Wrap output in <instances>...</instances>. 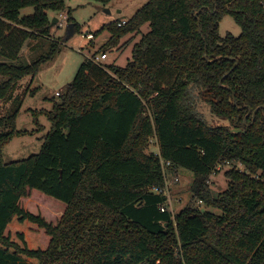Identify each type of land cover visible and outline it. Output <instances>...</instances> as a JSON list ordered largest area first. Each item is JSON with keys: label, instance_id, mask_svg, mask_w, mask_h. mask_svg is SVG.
Returning a JSON list of instances; mask_svg holds the SVG:
<instances>
[{"label": "trees", "instance_id": "trees-1", "mask_svg": "<svg viewBox=\"0 0 264 264\" xmlns=\"http://www.w3.org/2000/svg\"><path fill=\"white\" fill-rule=\"evenodd\" d=\"M48 12L78 31L66 0H0V56L14 61L27 40L49 37ZM226 16L238 36H220ZM145 25L125 66L80 64L36 155L2 160L23 132L18 110L0 116V264H264V0H148L105 26L108 45ZM58 45L25 66L0 63V102ZM198 101L229 126H208ZM244 106L261 107L250 126ZM217 163L229 164L227 188L213 195ZM177 167L193 174V203L173 216L148 188Z\"/></svg>", "mask_w": 264, "mask_h": 264}, {"label": "rangeland", "instance_id": "rangeland-1", "mask_svg": "<svg viewBox=\"0 0 264 264\" xmlns=\"http://www.w3.org/2000/svg\"><path fill=\"white\" fill-rule=\"evenodd\" d=\"M148 0H111L106 5H101L92 0H66V6L74 23L78 25V31L66 40V30L51 27L49 37H40L38 40H27L19 57L10 61L0 56V63L25 66L46 56L51 49L52 42L59 45V51L51 60L41 66L35 76H25L9 91L6 98L0 102V116H8L18 110L15 118V129L23 132L19 136L11 138L2 149V160L14 162L36 155L43 144L44 137L51 130V123L47 114L52 110L54 103L59 102L56 93L63 94L68 84L85 60L106 52L108 58L103 65L114 64L125 66L131 57L132 45L138 42L148 29L147 25L141 28L139 34L131 33L118 39L114 45H108L111 37L105 26L115 23L116 20L128 21L135 12ZM108 11V12H107ZM32 7H26L19 11L20 17L32 15ZM120 12V13H119ZM51 20L55 13H47ZM90 32L94 34L92 42L82 38V34ZM240 27L231 17H224L219 24V34L238 36ZM96 34V35H95ZM90 42V43H89ZM5 79L0 75V84ZM198 112L202 120L212 127L229 126V122L213 115L207 104L202 101L197 103ZM153 139L146 147L147 152H156ZM156 154V153H155ZM228 167L224 166L215 175L209 177L208 185L213 195L227 188V180L224 173ZM240 168V167H239ZM169 182L177 178V182L171 183L167 190L168 209L173 216L193 203L191 185L193 174L177 167L176 171H166ZM196 204V203H195ZM203 209V208H202ZM214 215H220L216 209H207Z\"/></svg>", "mask_w": 264, "mask_h": 264}, {"label": "built area", "instance_id": "built-area-1", "mask_svg": "<svg viewBox=\"0 0 264 264\" xmlns=\"http://www.w3.org/2000/svg\"><path fill=\"white\" fill-rule=\"evenodd\" d=\"M126 21H120V22H117V27H122L123 25H125ZM57 27H64L67 25V21H66V16L65 14H60L58 17H57V23H56ZM83 39L85 40H88L90 42H92L94 40V35L92 33H89V32H85L84 34L81 35ZM107 58V55L106 53H100L99 54V59L97 58V56L95 57H91L90 59L96 63V64H99V65H102L103 64V61ZM56 95L58 96L59 93H56ZM153 139V138H151ZM150 139V141H151ZM154 140V139H153ZM155 142V140H154ZM155 145H156V149H157V153H158V147H157V144L155 142ZM156 153V154H157ZM167 165H169V163H167ZM224 166H229L228 163H225V165H222L220 163H217L215 165V168L211 174V176L215 175L217 172L220 171L221 168H223ZM165 168V167H164ZM164 172L166 174V169H164ZM164 174V175H165ZM209 181V180H208ZM177 182V178L174 179L173 181L169 182V180L166 178V175H165V186L164 187H150L148 188V191L149 192H152L154 193L155 195H165L167 197V190H169V185L171 183H175ZM166 205L168 206V198H167V202H166ZM197 205H201V202H198ZM161 211L163 212L164 211V206L161 207Z\"/></svg>", "mask_w": 264, "mask_h": 264}, {"label": "water", "instance_id": "water-1", "mask_svg": "<svg viewBox=\"0 0 264 264\" xmlns=\"http://www.w3.org/2000/svg\"><path fill=\"white\" fill-rule=\"evenodd\" d=\"M108 12V11H107ZM194 16L196 17L197 14H194ZM57 23V17H53L51 19V23H50V26L53 27L55 24ZM65 30H66V40L67 39H70L73 35H74V24H71V23H68L66 26H65ZM237 64V62H236ZM233 104L235 105V101L233 99ZM246 108L247 109V114L245 115L244 119H243V124L245 126H250L252 123H253V120H254V117H255V114L258 110L261 109V107H257L255 110H251L250 108H247L246 106L244 107H240L238 109H244ZM252 115L251 118H252V122L250 124H246V120L248 118L249 115ZM233 132H239V130H236V129H232ZM202 212H204V209H201Z\"/></svg>", "mask_w": 264, "mask_h": 264}, {"label": "crops", "instance_id": "crops-1", "mask_svg": "<svg viewBox=\"0 0 264 264\" xmlns=\"http://www.w3.org/2000/svg\"><path fill=\"white\" fill-rule=\"evenodd\" d=\"M119 13H120V12H119ZM120 21H124V20H116L115 23L120 22ZM89 33H90V32H89ZM89 43H90V42H89ZM101 53H103V52H101ZM104 53H106V52H104ZM106 55H107V53H106ZM107 58H108V55H107ZM107 58H106V59H107ZM89 59H90V58H89ZM106 59H105V60H106ZM155 153H157V150H156Z\"/></svg>", "mask_w": 264, "mask_h": 264}, {"label": "flooded vegetation", "instance_id": "flooded-vegetation-1", "mask_svg": "<svg viewBox=\"0 0 264 264\" xmlns=\"http://www.w3.org/2000/svg\"><path fill=\"white\" fill-rule=\"evenodd\" d=\"M263 109V108H262ZM250 116H252L251 114L248 116V117H250ZM248 119V118H247ZM252 122V121H251Z\"/></svg>", "mask_w": 264, "mask_h": 264}]
</instances>
